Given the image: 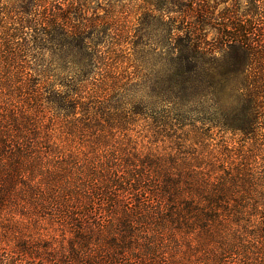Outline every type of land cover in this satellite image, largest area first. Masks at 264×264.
I'll use <instances>...</instances> for the list:
<instances>
[{"label":"trees","instance_id":"1","mask_svg":"<svg viewBox=\"0 0 264 264\" xmlns=\"http://www.w3.org/2000/svg\"><path fill=\"white\" fill-rule=\"evenodd\" d=\"M84 2L0 0V264H264V0L172 27L151 102Z\"/></svg>","mask_w":264,"mask_h":264},{"label":"rangeland","instance_id":"2","mask_svg":"<svg viewBox=\"0 0 264 264\" xmlns=\"http://www.w3.org/2000/svg\"><path fill=\"white\" fill-rule=\"evenodd\" d=\"M177 1L181 0H85L84 2L87 8L85 14L93 17L106 15V18H112L115 27L120 31L118 33H122L123 37L133 35L136 31L137 36H134V39L132 36L126 39L120 37V41L114 47L117 49V54H115L116 59L113 60V67L115 66L114 73H120L121 76H130V73L135 71L133 78L145 84V87L136 93L142 100H153L155 96L151 91L153 82L164 80L168 74L170 51L172 52L174 43L169 37L172 27L175 28L172 29L174 37V34L178 33L175 31L176 27H183L184 30L195 26L193 17L181 18L183 17L181 10L185 8L176 5ZM248 1H200L201 5H211L214 8V15H219L220 18L219 21H215L216 23L208 19L206 25L195 26L198 37L209 43L213 41L217 36L216 26L222 25L224 8L233 11L236 9L239 14L245 9ZM194 4L192 3V7Z\"/></svg>","mask_w":264,"mask_h":264}]
</instances>
